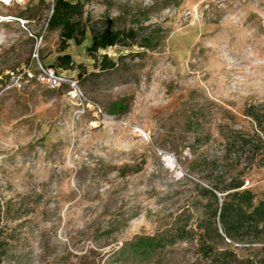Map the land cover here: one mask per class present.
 Masks as SVG:
<instances>
[{
	"label": "rangeland",
	"instance_id": "obj_1",
	"mask_svg": "<svg viewBox=\"0 0 264 264\" xmlns=\"http://www.w3.org/2000/svg\"><path fill=\"white\" fill-rule=\"evenodd\" d=\"M52 1L0 0V264H202L192 239L127 245L195 228L215 181L243 174L264 198V153L220 159L222 132L252 133L245 109L264 111V0H80L135 40L98 52L107 70L69 42L74 66L56 71L79 99L41 80L59 42Z\"/></svg>",
	"mask_w": 264,
	"mask_h": 264
},
{
	"label": "trees",
	"instance_id": "obj_2",
	"mask_svg": "<svg viewBox=\"0 0 264 264\" xmlns=\"http://www.w3.org/2000/svg\"><path fill=\"white\" fill-rule=\"evenodd\" d=\"M46 26L58 31L57 54L49 64L55 72L74 66L71 54L66 51L70 41L76 46L85 43L88 55L94 62L99 58L97 65L101 70H107L116 62L105 53L99 57L98 52L116 45L127 46L135 40L131 29L117 28L109 16L100 19L84 17L80 0H53ZM244 114L250 118L255 130L252 133L241 129L222 132L220 159L224 168L233 162L240 163L243 158L251 165L259 153H264V111L248 107ZM256 164L264 166V158ZM223 171L220 170L221 174ZM242 175H234L228 181H215L210 189H205L210 202L205 207V217L196 223L195 228L187 227L186 223L179 224L159 237L139 236L127 248L132 253L150 255L178 241L192 239L197 243L202 264H264V198L256 199L253 191L244 186ZM225 239L248 246L258 245L254 251L261 256H239L227 248L216 247V243H225Z\"/></svg>",
	"mask_w": 264,
	"mask_h": 264
},
{
	"label": "built area",
	"instance_id": "obj_3",
	"mask_svg": "<svg viewBox=\"0 0 264 264\" xmlns=\"http://www.w3.org/2000/svg\"><path fill=\"white\" fill-rule=\"evenodd\" d=\"M41 80L49 87L67 85L68 94L74 99H79L82 96L81 89L76 80L66 77L62 73L55 72L53 68L42 69Z\"/></svg>",
	"mask_w": 264,
	"mask_h": 264
},
{
	"label": "bare ground",
	"instance_id": "obj_4",
	"mask_svg": "<svg viewBox=\"0 0 264 264\" xmlns=\"http://www.w3.org/2000/svg\"><path fill=\"white\" fill-rule=\"evenodd\" d=\"M4 1L8 2L9 0H4Z\"/></svg>",
	"mask_w": 264,
	"mask_h": 264
}]
</instances>
